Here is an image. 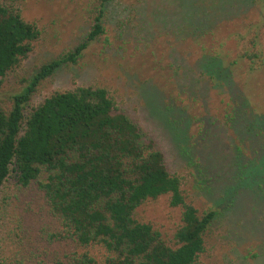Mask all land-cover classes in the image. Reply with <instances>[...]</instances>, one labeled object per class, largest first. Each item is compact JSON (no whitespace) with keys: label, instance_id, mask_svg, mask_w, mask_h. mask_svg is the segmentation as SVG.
Listing matches in <instances>:
<instances>
[{"label":"trees","instance_id":"1","mask_svg":"<svg viewBox=\"0 0 264 264\" xmlns=\"http://www.w3.org/2000/svg\"><path fill=\"white\" fill-rule=\"evenodd\" d=\"M106 1L99 0L94 23L76 46L42 65L12 96L10 108L0 109V188L8 177L21 187L35 183L59 223L60 237L79 248H101L102 264H201L197 259L204 236L217 212L199 214L185 202L180 180L167 172L161 152L151 141H142L138 127L118 110L106 89L77 86L55 91L23 115L38 82L59 66L74 63L103 32L100 20ZM178 2L181 13L170 23L175 37L197 46L194 70L224 100V120L251 141L252 158L234 156L230 168L235 180L224 197L246 190L255 198L249 191L264 192V111L250 106L244 83L240 87L235 81L234 67L246 64L248 75L264 73V0ZM219 30L245 47L238 53L227 51L225 41L215 38ZM38 36L33 24L0 4V78L27 56ZM171 108L173 114L163 122L186 156L188 121L173 100L164 110ZM162 195L181 210L173 247L150 225L133 218L143 202ZM70 264L97 263L82 252L73 255Z\"/></svg>","mask_w":264,"mask_h":264},{"label":"rangeland","instance_id":"2","mask_svg":"<svg viewBox=\"0 0 264 264\" xmlns=\"http://www.w3.org/2000/svg\"><path fill=\"white\" fill-rule=\"evenodd\" d=\"M0 4L15 9L39 32L27 56L0 78V109L8 110L12 96L21 92L42 65L72 50L91 29L99 0H0ZM179 5L178 0L106 1L100 20L103 32L74 63L59 66L38 82L23 115L55 91L77 86L106 89L118 110L138 127L142 141H151L161 152L167 172L180 180L185 202L199 214L217 212L197 261L264 264V192L249 191L256 199L246 190L228 198L223 192L235 180L230 168L234 156L253 157L251 141L224 120V100L194 70L197 46L175 37L170 23L181 13ZM215 38L224 40L229 52L245 47L223 30ZM260 41L264 50V38ZM234 68L235 81L240 87L244 83L250 106L264 111V73L248 75L246 64ZM172 100L182 107L180 116L188 121L186 156L163 122L173 114V108L164 110ZM168 199L162 195L143 202L133 218L150 225L173 247L181 210L171 207ZM60 236L59 223L36 184L21 187L8 177L0 188V261L70 264L73 255L87 252L97 264L103 263L101 248H79Z\"/></svg>","mask_w":264,"mask_h":264}]
</instances>
